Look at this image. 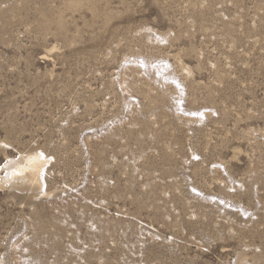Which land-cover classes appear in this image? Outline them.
<instances>
[{
	"label": "rangeland",
	"instance_id": "374dc122",
	"mask_svg": "<svg viewBox=\"0 0 264 264\" xmlns=\"http://www.w3.org/2000/svg\"><path fill=\"white\" fill-rule=\"evenodd\" d=\"M0 264H264V0H0Z\"/></svg>",
	"mask_w": 264,
	"mask_h": 264
},
{
	"label": "bare ground",
	"instance_id": "6f19581e",
	"mask_svg": "<svg viewBox=\"0 0 264 264\" xmlns=\"http://www.w3.org/2000/svg\"><path fill=\"white\" fill-rule=\"evenodd\" d=\"M40 151L23 155V161L12 167L10 176L19 175L26 184L35 185L38 188L43 184V167L46 162L45 156Z\"/></svg>",
	"mask_w": 264,
	"mask_h": 264
},
{
	"label": "snow or ice",
	"instance_id": "6c2138e0",
	"mask_svg": "<svg viewBox=\"0 0 264 264\" xmlns=\"http://www.w3.org/2000/svg\"><path fill=\"white\" fill-rule=\"evenodd\" d=\"M42 155V154H41Z\"/></svg>",
	"mask_w": 264,
	"mask_h": 264
}]
</instances>
